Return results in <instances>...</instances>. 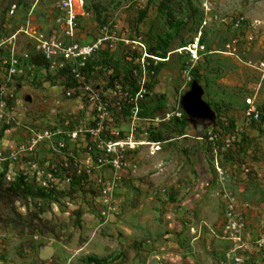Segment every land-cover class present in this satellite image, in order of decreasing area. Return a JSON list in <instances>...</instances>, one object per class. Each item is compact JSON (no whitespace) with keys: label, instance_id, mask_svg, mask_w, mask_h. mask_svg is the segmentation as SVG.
Listing matches in <instances>:
<instances>
[{"label":"rangeland","instance_id":"rangeland-1","mask_svg":"<svg viewBox=\"0 0 264 264\" xmlns=\"http://www.w3.org/2000/svg\"><path fill=\"white\" fill-rule=\"evenodd\" d=\"M71 1L0 0V264H264V0ZM73 70L132 144L120 168ZM21 177L51 197L14 203Z\"/></svg>","mask_w":264,"mask_h":264},{"label":"built area","instance_id":"built-area-1","mask_svg":"<svg viewBox=\"0 0 264 264\" xmlns=\"http://www.w3.org/2000/svg\"><path fill=\"white\" fill-rule=\"evenodd\" d=\"M72 3V1L70 0V4ZM189 49V48H188ZM197 49V48H196ZM184 52H190V54L192 55V57L194 59L198 58V53L193 50H181ZM74 53L71 52L70 55H68V58L73 55ZM195 55V56H194ZM264 66V65H263ZM73 74L76 75V77L81 78V73L78 70H73ZM81 81V80H80ZM84 91L87 93V100L88 102H90L93 106V111L96 112L97 116L101 119L99 127L96 128L95 130H91L90 133H92L95 137V143L99 142L97 145V148L101 149V155L109 158V159H103L100 158L99 162L100 164L103 163V161L107 160L105 164H109L112 167L115 168H120V166L122 165L121 162V154L122 151L124 150V145L128 144L130 145L131 143H127L123 141H114V139L116 138V136H120L119 132H109V136H104V129H106L107 131H110L109 128L107 126H104V119H106V115L108 113V109L110 107V100H107L109 98H105L101 93L93 91L92 88H90L89 86H85ZM115 96H117V93L115 94ZM123 97V96H122ZM4 108H5V104H1L0 106V112H4ZM245 116L251 120V121H255V122H260L262 123V127L264 128V122H263V114L261 112V110L258 108V105L256 104V99L253 97H250L248 99H246V110H245ZM0 117L2 118L3 115H0ZM132 145V144H131ZM0 161H3V159L0 157ZM2 168V164L0 163V169ZM108 191H104L103 195L101 196V202L102 205H104L106 207V205H111L112 204V200L110 198V196L107 194ZM103 200L105 203H103ZM109 202V203H107ZM110 210V208L108 207V211ZM233 213H230V217H232ZM230 226L234 229L236 228L235 224H230ZM228 227L229 229H231V227ZM264 243V242H263ZM262 245V244H261ZM223 264H229V263H223Z\"/></svg>","mask_w":264,"mask_h":264},{"label":"trees","instance_id":"trees-1","mask_svg":"<svg viewBox=\"0 0 264 264\" xmlns=\"http://www.w3.org/2000/svg\"><path fill=\"white\" fill-rule=\"evenodd\" d=\"M169 1H173V0H169ZM170 39H171V37H169V40ZM169 40H168V42H169ZM168 42L164 41L163 39H160L157 46L150 50V55L153 57H159V58L165 59L167 56V53H168L167 52ZM32 63L34 65H37V66H44V67L49 66L48 60L44 56H40V55L34 56L32 58ZM155 71H156V73H158L159 68H155ZM126 81L129 82L131 80H128L127 77H125L124 83H126ZM131 84L133 85L132 82H131ZM84 87H82V81H80L79 78L76 77L75 74H73L72 79L70 78V80L68 81V84H67V88L69 90L76 89V88H84ZM69 94H70V92H69ZM73 97H75V95ZM7 103H8L7 99L3 98L1 96L0 97V106H1V104H5V108H6V107H8ZM263 120H264V114H263ZM8 191H11L15 195L14 199H12V201L14 203L17 200H20V201L23 200L24 202L26 201L25 203H27L29 198L39 197V198H42L43 200H45V199H49L51 197V196H49V194L47 195L46 193H43L41 191V189L35 188L34 184L26 183L24 181L23 177L18 179V181L15 182V186L10 187V189H8ZM48 206H49V204H48ZM35 208L38 209L39 213H43L46 211V209H48L47 204H43V205L39 206L38 203H35ZM36 222H41V218H40L39 214H37V213L35 214V213L30 212L27 214L26 217H22L20 214L14 212L13 216L11 217V223L16 227V229L19 230V232L21 234H23L26 229L28 230V232H34L37 229L42 231V232L45 231L44 228L43 229L39 228L40 226H38L36 224Z\"/></svg>","mask_w":264,"mask_h":264},{"label":"bare ground","instance_id":"bare-ground-1","mask_svg":"<svg viewBox=\"0 0 264 264\" xmlns=\"http://www.w3.org/2000/svg\"><path fill=\"white\" fill-rule=\"evenodd\" d=\"M258 24V23H257Z\"/></svg>","mask_w":264,"mask_h":264}]
</instances>
